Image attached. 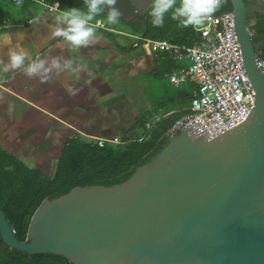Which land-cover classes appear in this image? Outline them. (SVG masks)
Segmentation results:
<instances>
[{
  "label": "water",
  "instance_id": "water-1",
  "mask_svg": "<svg viewBox=\"0 0 264 264\" xmlns=\"http://www.w3.org/2000/svg\"><path fill=\"white\" fill-rule=\"evenodd\" d=\"M126 1L138 14L151 0ZM229 1L254 90L246 117L211 140L180 130L121 183L44 199L25 241L0 207L5 245L73 264H264V65L248 31L264 10Z\"/></svg>",
  "mask_w": 264,
  "mask_h": 264
},
{
  "label": "trees",
  "instance_id": "trees-1",
  "mask_svg": "<svg viewBox=\"0 0 264 264\" xmlns=\"http://www.w3.org/2000/svg\"><path fill=\"white\" fill-rule=\"evenodd\" d=\"M40 1L53 6L58 2L61 9L83 7V0H25L21 5H16L14 0H0V30H5L6 26L12 24H28V20L34 16L31 7ZM150 11L151 4L144 14L145 21L127 25L126 28L129 26V29L124 32L142 34L144 38L168 41L175 45L190 46L199 40L198 33L191 26L180 27L178 21L171 19L170 14L165 16L162 28L153 27ZM227 11H232L229 0H225L214 15ZM106 15L105 11L104 16L98 17L97 20L105 19ZM121 24L120 21L116 25H106L99 31L114 40L119 36L117 30H121ZM261 28L264 34V18ZM120 48L124 50L122 45ZM147 58L155 62L150 76L156 81H167L165 74L184 66L166 51ZM262 58L264 59V56ZM162 86L166 91L172 90V93L168 94V100L160 101L152 112L147 109L141 111L144 114L134 118L136 122H133L134 125L129 131L131 136L107 137L100 146L96 137H89L88 132L82 130V133L80 130L76 131V134L66 138L51 172L43 170L40 166H28L13 151L0 146V207L19 241H25L30 219L44 199L56 198L75 186L121 183L128 179L138 166L163 149L168 141L166 132L187 112L184 107L190 104L196 85L193 82H184L174 88L167 81V84L162 83ZM159 111H162L161 114ZM100 136L105 138L102 134ZM0 264L73 263L60 255H28L8 247L0 237Z\"/></svg>",
  "mask_w": 264,
  "mask_h": 264
},
{
  "label": "rangeland",
  "instance_id": "rangeland-1",
  "mask_svg": "<svg viewBox=\"0 0 264 264\" xmlns=\"http://www.w3.org/2000/svg\"><path fill=\"white\" fill-rule=\"evenodd\" d=\"M31 10L40 15V22L32 24L27 31L25 30L28 38L32 40L30 47L38 49L42 47V56L71 61L68 68L67 66L59 68H65L69 78L63 75L58 77L61 78L60 81H69L70 88H72V76H77L76 79H73L74 87L77 89L66 90V95L62 96L59 104H56L55 102L58 101L54 100L53 108L58 116L70 120L80 130L102 134L105 138L102 136L99 138L104 140L107 137L121 138L131 136L129 131L134 125L133 122H136L135 119L144 114L141 111L147 109L148 112H152L158 107L160 101L168 100L172 90L166 91L162 83L167 84L168 81L170 84L169 79L156 81L150 76L155 66L151 65L149 58L139 55L140 53L136 51L134 60L122 66L125 54L119 50H116L115 53L112 50L111 40L100 35H98L100 39L94 45L73 50L62 38H54L51 34L50 26H57L55 17L58 12L47 10L40 2L35 3ZM11 31L15 33L14 37H16L17 30ZM0 37H4L3 40H0V45L7 44L6 41H12L14 38L10 32L4 34V30H0ZM117 37L126 39L121 35ZM16 38L19 40L18 37ZM130 41L132 39H129ZM6 46L3 48L0 46V59H3L5 63H7L8 52ZM140 48L147 50L146 44L143 42ZM84 65H87V72L83 70ZM0 66V70L3 71L4 66L2 64ZM56 77L57 74H54V78ZM168 89L171 88L168 87ZM91 104H98V110L96 105ZM174 104L177 103L174 102ZM10 106V104L6 105L5 110H0L5 112L10 110L12 113ZM169 106L172 107L171 104ZM61 108H66L68 112L60 114ZM162 111H159V114ZM13 112L15 114H11L13 120L10 122L12 123H9L8 113H0V146L8 151H13L28 166H40L43 170L51 172L66 138L73 136L79 130L62 126L57 123V120H54L51 133L53 139L51 140L48 133H45L44 128L46 127L43 125V118L38 117L33 110H26V113L18 112V110ZM7 124L13 128L8 130V126L4 129ZM46 132H48L47 129Z\"/></svg>",
  "mask_w": 264,
  "mask_h": 264
},
{
  "label": "built area",
  "instance_id": "built-area-1",
  "mask_svg": "<svg viewBox=\"0 0 264 264\" xmlns=\"http://www.w3.org/2000/svg\"><path fill=\"white\" fill-rule=\"evenodd\" d=\"M24 1L14 0L16 5ZM40 3L49 11L54 10L53 5ZM194 31L200 40L190 46L150 40L143 35L130 36L134 39V46L143 42L153 53L168 51L175 57L186 55L190 58L186 68L168 74L172 84L191 80L197 83V89L185 107L187 112L175 121L166 135L171 137L190 127L192 135L200 133L201 137L211 140L246 117L255 106L254 90L244 64L232 11L213 15ZM256 63L257 67L264 65V59L258 56ZM97 140L100 146L105 141L102 138Z\"/></svg>",
  "mask_w": 264,
  "mask_h": 264
},
{
  "label": "clouds",
  "instance_id": "clouds-1",
  "mask_svg": "<svg viewBox=\"0 0 264 264\" xmlns=\"http://www.w3.org/2000/svg\"><path fill=\"white\" fill-rule=\"evenodd\" d=\"M117 0H83V7H71L61 9L59 3L54 5V10L58 11L56 15V25L52 28V36L60 37L73 50L87 48L98 42L100 37L97 34L99 27L106 25H116L120 22L123 13L115 7ZM225 0H151V11L149 15L152 20L153 27L162 28L164 26L165 16L170 14L172 20L179 22L182 28L192 27L199 30L207 20L223 6ZM107 15L105 19L97 20L103 17L105 11ZM39 17L29 21L30 24L39 23ZM4 37H0L3 40ZM5 43H10L6 41ZM3 46V45H0ZM29 54L22 48L9 47L7 52V63L0 59L3 71H19L23 69L24 74L32 78L43 77L50 73L54 68L59 69L60 63L57 59H53L50 67H45V61H33L25 66V61ZM71 61H65L70 64ZM84 71H88L87 65L83 66Z\"/></svg>",
  "mask_w": 264,
  "mask_h": 264
},
{
  "label": "crops",
  "instance_id": "crops-1",
  "mask_svg": "<svg viewBox=\"0 0 264 264\" xmlns=\"http://www.w3.org/2000/svg\"><path fill=\"white\" fill-rule=\"evenodd\" d=\"M54 12H58L57 10H53ZM43 12V11H42ZM34 13V12H33ZM39 14H35L34 16L28 20V24H16V26H14L15 24L12 25H8L6 26V29L4 30V34H8L9 32L13 35L14 37V32L11 31L13 29L17 30L16 33V37L19 38V40H16L17 38L14 37L13 40H9L10 43L7 44H2L3 46H1L2 48L4 46L6 47H13L16 48L17 50H20L21 48L26 51L29 56L28 59H26L25 61V66H27V64L33 62V61H40L43 60L45 61V67H50L51 66V62H52V58H49L47 56H42V50L41 48L38 49L37 47H30L32 46V40L30 38H28L29 36L26 35V31L27 29H29V27L32 25L29 23V21L33 20L36 17H39ZM53 23V21H51ZM100 27L97 29V33L100 36H104V34H102L99 31ZM26 30V31H25ZM126 31V30H125ZM119 35L124 36V38L126 37V39H121L120 37H115L114 40H111V42L113 43V48L112 50L116 53V50H119L122 54H125L123 56L124 58V62L123 65L120 63H114L115 65H122L124 66V64H127L128 62H132L134 60V56L136 55V51H138V53H140L139 55L147 57L150 55H158L161 52L158 53H153L151 52L147 47L145 50L143 48H140L141 43L138 46H134V41L133 38L130 36L129 32H119ZM133 35H138V34H133ZM142 35V34H139ZM107 38V37H106ZM128 38V39H127ZM129 39H132V41L129 42ZM200 40V37H199ZM199 40L193 42L191 45H193L194 43L198 42ZM14 41V42H13ZM16 42V43H15ZM54 43V42H52ZM108 44V43H107ZM10 45V46H9ZM124 47V50L122 48H120V46ZM134 48V49H132ZM165 52V51H162ZM169 55H171L172 58H174L175 60H179L180 62H182L184 64V66H182L181 69L186 68L187 65L190 63V58L186 55H182L181 57H175L174 55L170 54L168 51H166ZM118 59V58H117ZM121 60V59H120ZM123 60V59H122ZM61 67H66L68 68L69 64L66 65L65 61L67 60H63L60 59L58 60ZM151 61V65H154V61ZM1 68V66H0ZM179 69V70H181ZM174 71H178V70H174ZM173 71V72H174ZM54 74H57V77L54 78ZM168 74H165V77L168 78ZM65 76L69 78V75H67V71L66 69H53L50 73H48L46 76L43 77L44 82H41V76H34L32 78L27 77L24 74L23 69L19 70V71H9V72H4L0 70V109H4L5 110V106L7 105H11L10 107H12V113L10 110H8L9 112H5V111H1L0 113H8V117L9 118V123L11 120H13V117L11 114H15V112L13 111H17L21 112L22 110H24L21 113H26V110H33V112H35L38 117L43 118V125H45L46 128H44L45 133H48V137L49 139H53L52 137V123L53 121L57 120V123L65 126V127H69V128H76L78 130H80L78 127H75V125H73L70 120L64 118V117H60L58 116V114L56 112H54V108H53V104H54V100L58 101L55 102L56 104H59V100L62 99V96L66 95L65 91L70 89H74V84L73 83V79H76L77 76H72V80H71V85L72 88L69 87V81L64 82L58 78L59 76ZM169 79V78H168ZM170 82V80H169ZM185 82H193L195 83L196 87L195 90L197 89V83L191 80H187ZM184 82H181L177 85H174L170 82V85L173 86L174 88L178 87L180 84H182ZM77 89V88H75ZM194 90V91H195ZM194 91H192L194 93ZM77 94V92H76ZM91 105H96L97 106V110L99 108L98 104H91ZM5 107V108H4ZM185 108V107H184ZM68 112L66 110V108H61V111L59 112L60 114H64ZM15 117V116H14ZM17 119V117H15ZM61 120V121H59ZM38 119V118H37ZM36 119V120H37ZM40 120V119H38ZM18 121V119H17ZM59 121V122H58ZM8 128V130H11L13 127H10L11 125L7 124L4 126L5 128ZM46 129L48 132H46ZM75 130V129H73ZM81 131V130H80ZM83 131V130H82ZM1 135V134H0ZM88 136L90 137H96L99 138L101 137L100 134H94L92 132H88L87 133ZM99 135V136H98ZM52 144V142H51ZM50 145V144H49Z\"/></svg>",
  "mask_w": 264,
  "mask_h": 264
},
{
  "label": "flooded vegetation",
  "instance_id": "flooded-vegetation-1",
  "mask_svg": "<svg viewBox=\"0 0 264 264\" xmlns=\"http://www.w3.org/2000/svg\"><path fill=\"white\" fill-rule=\"evenodd\" d=\"M131 1V0H130ZM151 1L147 4L146 8L139 11L138 14H135L132 8L128 5L126 0H117L115 5L122 13V17L120 21L122 22L121 30H117V32H123L126 29H129L127 25L129 24H137L145 21L144 14L147 9L150 7ZM247 5H252L254 7H259L264 10V0H246ZM107 12V10H106ZM256 20L253 22L251 27H249L248 31L252 38V41L256 47V51L259 53L260 57L264 56V34L261 28V22L263 21L264 15H260L258 12H254Z\"/></svg>",
  "mask_w": 264,
  "mask_h": 264
}]
</instances>
